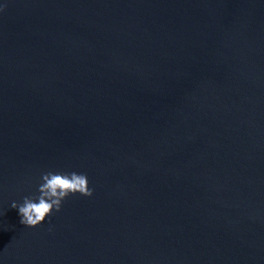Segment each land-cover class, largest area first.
Masks as SVG:
<instances>
[{
    "label": "water",
    "instance_id": "obj_1",
    "mask_svg": "<svg viewBox=\"0 0 264 264\" xmlns=\"http://www.w3.org/2000/svg\"><path fill=\"white\" fill-rule=\"evenodd\" d=\"M3 2V264H264V0Z\"/></svg>",
    "mask_w": 264,
    "mask_h": 264
},
{
    "label": "clouds",
    "instance_id": "obj_2",
    "mask_svg": "<svg viewBox=\"0 0 264 264\" xmlns=\"http://www.w3.org/2000/svg\"><path fill=\"white\" fill-rule=\"evenodd\" d=\"M4 6L3 0H0V11ZM77 193L92 195L86 174L48 170L40 174L35 192L25 195L20 202L13 200L10 207L16 209L20 224L32 227L45 221L53 210L59 211L65 198ZM0 264H3L2 259Z\"/></svg>",
    "mask_w": 264,
    "mask_h": 264
}]
</instances>
